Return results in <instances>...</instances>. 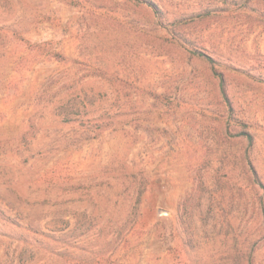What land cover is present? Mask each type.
<instances>
[{
  "label": "rangeland",
  "instance_id": "1",
  "mask_svg": "<svg viewBox=\"0 0 264 264\" xmlns=\"http://www.w3.org/2000/svg\"><path fill=\"white\" fill-rule=\"evenodd\" d=\"M0 264H264V0H0Z\"/></svg>",
  "mask_w": 264,
  "mask_h": 264
},
{
  "label": "trees",
  "instance_id": "2",
  "mask_svg": "<svg viewBox=\"0 0 264 264\" xmlns=\"http://www.w3.org/2000/svg\"><path fill=\"white\" fill-rule=\"evenodd\" d=\"M224 78L223 77H220V85H221V89H222V91H223V94L225 95V96H227L226 95V88H225V85H224Z\"/></svg>",
  "mask_w": 264,
  "mask_h": 264
}]
</instances>
